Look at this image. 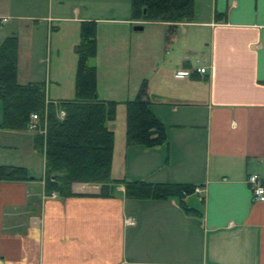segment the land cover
<instances>
[{
	"label": "crops",
	"instance_id": "crops-1",
	"mask_svg": "<svg viewBox=\"0 0 264 264\" xmlns=\"http://www.w3.org/2000/svg\"><path fill=\"white\" fill-rule=\"evenodd\" d=\"M130 3L0 0V42L16 38L18 85L71 101L79 24L92 21L96 94L117 103L111 179L200 192L181 200L188 211L176 199H125L121 185L109 198L78 183L74 196H44L35 133L0 130V166L27 176L0 181V264H264V202L246 183L256 175L264 187V0H192L191 18L174 23L135 20ZM141 83L165 131L150 149L124 136L122 103Z\"/></svg>",
	"mask_w": 264,
	"mask_h": 264
},
{
	"label": "trees",
	"instance_id": "trees-1",
	"mask_svg": "<svg viewBox=\"0 0 264 264\" xmlns=\"http://www.w3.org/2000/svg\"><path fill=\"white\" fill-rule=\"evenodd\" d=\"M131 17L145 22H180L192 15V0H131ZM144 10V13L142 11ZM172 27H168L170 30ZM15 36L0 42V130L26 131L30 116L37 117L32 133V147L43 156V195L55 194L59 199L74 196L70 186L99 185L100 198L113 195V187H123L128 200L176 199L192 194L193 186L179 183H148L115 180L110 177L113 133L106 127L114 120L117 103L100 101L95 90V69L89 61L95 56V24H79V41L74 47V100L45 103L40 82L18 85ZM125 114V143L145 149L165 141L163 125L149 111L145 85L136 96L122 103ZM63 113L62 118L57 114ZM27 180L20 167L0 166V181Z\"/></svg>",
	"mask_w": 264,
	"mask_h": 264
},
{
	"label": "built area",
	"instance_id": "built-area-1",
	"mask_svg": "<svg viewBox=\"0 0 264 264\" xmlns=\"http://www.w3.org/2000/svg\"><path fill=\"white\" fill-rule=\"evenodd\" d=\"M196 72L200 75H203L205 73V70L202 68H199V69H196ZM57 115L59 119L63 117L62 112H59ZM36 124H37V117L35 115H31L30 122L27 128L28 131L34 130L36 127ZM246 183L249 187L252 200L255 202H264V187L262 186L259 177H257L256 175H250L247 178ZM199 192H200V189H197V188L193 189V193H199Z\"/></svg>",
	"mask_w": 264,
	"mask_h": 264
},
{
	"label": "water",
	"instance_id": "water-1",
	"mask_svg": "<svg viewBox=\"0 0 264 264\" xmlns=\"http://www.w3.org/2000/svg\"><path fill=\"white\" fill-rule=\"evenodd\" d=\"M142 12H144V11H142ZM135 31H139V30H141V27H134L133 28Z\"/></svg>",
	"mask_w": 264,
	"mask_h": 264
},
{
	"label": "rangeland",
	"instance_id": "rangeland-1",
	"mask_svg": "<svg viewBox=\"0 0 264 264\" xmlns=\"http://www.w3.org/2000/svg\"><path fill=\"white\" fill-rule=\"evenodd\" d=\"M116 125H117V126L119 125L118 122L116 123ZM116 125H115V126H116ZM117 126H116V127H117ZM121 127H122V125H121ZM117 128L119 129L120 127L118 126ZM118 129H117V130H118Z\"/></svg>",
	"mask_w": 264,
	"mask_h": 264
}]
</instances>
